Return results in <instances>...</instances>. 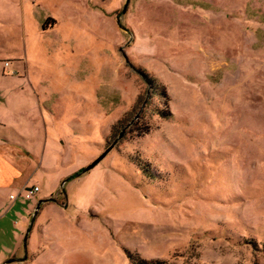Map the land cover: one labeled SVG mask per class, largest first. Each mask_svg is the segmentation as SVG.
<instances>
[{"label": "rangeland", "instance_id": "1", "mask_svg": "<svg viewBox=\"0 0 264 264\" xmlns=\"http://www.w3.org/2000/svg\"><path fill=\"white\" fill-rule=\"evenodd\" d=\"M4 85L0 264H264V0H0Z\"/></svg>", "mask_w": 264, "mask_h": 264}, {"label": "crops", "instance_id": "2", "mask_svg": "<svg viewBox=\"0 0 264 264\" xmlns=\"http://www.w3.org/2000/svg\"><path fill=\"white\" fill-rule=\"evenodd\" d=\"M3 77H5V75H3ZM17 87L18 89L22 90L21 85L14 88ZM6 89L7 88H5V85L0 87V102L2 105V109L6 107L5 101H2V98L5 97L8 93ZM9 92L12 93V88L9 89ZM15 93L16 92L14 91V94ZM5 98H7V96ZM4 111L6 110H3V112H1L0 114V188L21 184L20 190H22L25 187H32L31 185H37L31 183V179H33L35 173L38 172L37 169H35L37 163L34 162V160H30L28 156V163L25 164L23 162L22 156H20L19 153H24V156H32L33 154L26 147L13 142L10 135H8L7 129L9 123ZM11 112L13 111L9 109L8 113L10 114Z\"/></svg>", "mask_w": 264, "mask_h": 264}, {"label": "built area", "instance_id": "3", "mask_svg": "<svg viewBox=\"0 0 264 264\" xmlns=\"http://www.w3.org/2000/svg\"><path fill=\"white\" fill-rule=\"evenodd\" d=\"M40 191V187L35 185V186H32V187H26L25 189H23L21 191V193L25 196L26 199H32L34 197V195ZM20 193V194H21ZM11 199H15V196L14 195H11L10 197Z\"/></svg>", "mask_w": 264, "mask_h": 264}, {"label": "water", "instance_id": "4", "mask_svg": "<svg viewBox=\"0 0 264 264\" xmlns=\"http://www.w3.org/2000/svg\"><path fill=\"white\" fill-rule=\"evenodd\" d=\"M106 153H107V151L104 154H102L99 158H97L95 161H93L90 165H88L84 169V172L90 170L91 168H93L106 155ZM38 207H39V205H38Z\"/></svg>", "mask_w": 264, "mask_h": 264}, {"label": "trees", "instance_id": "5", "mask_svg": "<svg viewBox=\"0 0 264 264\" xmlns=\"http://www.w3.org/2000/svg\"><path fill=\"white\" fill-rule=\"evenodd\" d=\"M81 172H82V171H81ZM79 173H80V172H79ZM77 174H78V173H77ZM77 174H76V175H77Z\"/></svg>", "mask_w": 264, "mask_h": 264}]
</instances>
